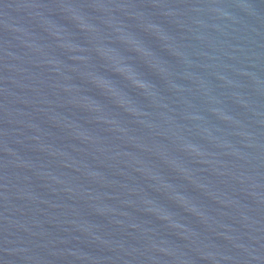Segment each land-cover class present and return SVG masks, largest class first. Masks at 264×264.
<instances>
[{"label": "water", "instance_id": "95a60500", "mask_svg": "<svg viewBox=\"0 0 264 264\" xmlns=\"http://www.w3.org/2000/svg\"><path fill=\"white\" fill-rule=\"evenodd\" d=\"M0 264H264V0H0Z\"/></svg>", "mask_w": 264, "mask_h": 264}]
</instances>
